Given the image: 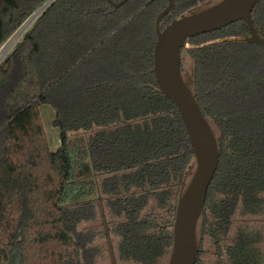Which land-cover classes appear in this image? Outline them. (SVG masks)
Here are the masks:
<instances>
[{"label":"trees","instance_id":"16d2710c","mask_svg":"<svg viewBox=\"0 0 264 264\" xmlns=\"http://www.w3.org/2000/svg\"><path fill=\"white\" fill-rule=\"evenodd\" d=\"M43 1L0 0V43ZM214 1L173 0L160 28ZM166 4L53 0L0 64V264L92 263L94 232L77 227L99 211L112 217L119 260L157 264L169 253L194 156L152 72L154 21ZM251 19L264 38V0ZM248 34L238 20L189 37L180 51L219 151L196 229L212 241L211 264H264L251 219L264 214V47L241 38ZM44 104L55 113V150ZM71 131L84 133L82 146L70 144Z\"/></svg>","mask_w":264,"mask_h":264},{"label":"water","instance_id":"95a60500","mask_svg":"<svg viewBox=\"0 0 264 264\" xmlns=\"http://www.w3.org/2000/svg\"><path fill=\"white\" fill-rule=\"evenodd\" d=\"M106 1L116 8L127 0ZM166 1L154 21L156 39L152 72L160 92L179 112L194 156L193 170L176 200L166 264H194L198 250L196 225L217 168L219 151L214 132L181 74L180 51L189 37L220 29L238 20L246 23L249 32L241 37L243 40L264 47V38L257 34L251 19V11L258 0H216L182 13L160 28L162 17L174 7L173 0Z\"/></svg>","mask_w":264,"mask_h":264},{"label":"rangeland","instance_id":"374dc122","mask_svg":"<svg viewBox=\"0 0 264 264\" xmlns=\"http://www.w3.org/2000/svg\"><path fill=\"white\" fill-rule=\"evenodd\" d=\"M45 6L44 8H41L38 13L32 18L33 15H30L23 23L28 22V25L26 28L23 30L24 33H26L31 25L34 23L36 18L42 13V9L44 10L47 8ZM21 25V26H22ZM20 26V27H21ZM23 33V34H24ZM19 37V42L23 36ZM185 47H189V44L186 43ZM189 71V59L187 56L182 54V73H186ZM40 113H41V118L43 121V126L45 130V134L47 136L48 140V145L51 149L55 150L58 145H59V130L57 127H54L52 125V120L54 119L55 113L54 109L51 105L49 104H44L40 108ZM83 132L81 131H71L69 132V142L72 145H77V146H82L83 144ZM194 166V164H192ZM193 166L191 168V171L193 170ZM190 177V174H189ZM78 181L80 183L87 181L88 176L87 172H84L80 176H77ZM88 186V185H87ZM91 198L94 197V193L90 196ZM254 221V224L256 226H259L258 229L261 231L262 235V243L264 245V214L260 217H253L251 218ZM112 217L107 213L106 215L103 214L102 212H98L96 217L92 220H86L82 221L78 224V231L80 232H87L88 230H92L94 232L92 239L89 243L91 247H93V253H92V263L88 264H137L134 262L130 261H121L118 259L116 255V246H117V241L118 238L113 234L112 231V226H111V221ZM197 237L200 241L199 244V264H209L210 261L213 259L212 256V246L209 242L208 238H202L201 241V234L197 230ZM168 258V254L165 255L163 258H161L157 264H166ZM82 264H87L84 261H82Z\"/></svg>","mask_w":264,"mask_h":264},{"label":"built area","instance_id":"2783aa9c","mask_svg":"<svg viewBox=\"0 0 264 264\" xmlns=\"http://www.w3.org/2000/svg\"><path fill=\"white\" fill-rule=\"evenodd\" d=\"M52 1L53 0H44L43 1L44 3L42 2L43 5H41L42 4L41 3L40 4L41 6L39 5L40 7L38 6L37 8L38 9L39 8H44L45 6L49 5ZM35 10H34V12H35ZM41 11H43V9ZM34 12H32V14H30V15H33ZM24 25H25V23L21 27L19 26L17 29H15L3 42L0 43V64L6 58V56L11 52V50L13 49V47L15 46V44L17 43V41L19 40V37H21V35L24 33V31H23Z\"/></svg>","mask_w":264,"mask_h":264},{"label":"flooded vegetation","instance_id":"af4514ba","mask_svg":"<svg viewBox=\"0 0 264 264\" xmlns=\"http://www.w3.org/2000/svg\"><path fill=\"white\" fill-rule=\"evenodd\" d=\"M190 174V173H189ZM189 177V176H188ZM189 179V178H188ZM188 181V180H187ZM187 181H183V183H182V185H181V188H180V191L182 190V188L184 187V185L187 183ZM179 191V192H180ZM178 195H179V193H178ZM178 197V196H177ZM99 198V197H98ZM176 200H177V198H176ZM101 212V211H100ZM103 214H105L104 212H102ZM174 218V217H173ZM236 219H237V217H235ZM172 224H173V220H172ZM197 224H198V221H197ZM235 224H236V221H234V223H233V225L230 227V229H229V234L227 235V238H229V237H231L232 236V232H233V229H234V227H235ZM259 227V226H258ZM171 230H172V225H171ZM196 229H197V225H196ZM199 232H200V230H198ZM201 234V233H200ZM197 235L198 234H196V238H197V241H199V239H198V237H197ZM202 238H208L209 239V242H210V244H211V246H212V256H213V259L210 261V263L209 264H211L212 263V261L214 260V254H213V251H214V247H213V245H212V241H211V239L208 237V236H206V235H204V236H202L201 235V241H202ZM263 240V239H262ZM199 244H200V241H199ZM199 244H198V246H197V248H198V250H197V253H199V250H200V248H199ZM169 254V253H168ZM196 256H197V254H196ZM168 259V258H167ZM198 259L200 260V256L198 257ZM195 260H196V258H195ZM195 263V262H194Z\"/></svg>","mask_w":264,"mask_h":264},{"label":"bare ground","instance_id":"6f19581e","mask_svg":"<svg viewBox=\"0 0 264 264\" xmlns=\"http://www.w3.org/2000/svg\"><path fill=\"white\" fill-rule=\"evenodd\" d=\"M43 7H44V6H43ZM40 9H41V8L37 9V10L34 12L32 18L36 15V13H38V12L40 11ZM27 25H28V22L25 23L23 30L26 28Z\"/></svg>","mask_w":264,"mask_h":264}]
</instances>
